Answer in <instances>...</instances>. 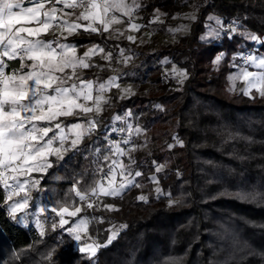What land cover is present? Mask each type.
Masks as SVG:
<instances>
[{
    "label": "trees",
    "instance_id": "obj_1",
    "mask_svg": "<svg viewBox=\"0 0 264 264\" xmlns=\"http://www.w3.org/2000/svg\"><path fill=\"white\" fill-rule=\"evenodd\" d=\"M176 3L152 0L147 8L169 12ZM213 14L223 23L241 21L240 29L264 39V0H202L190 32L155 54L179 62L187 73L183 84L173 88L154 63L148 69L150 88L113 100L104 112L107 121L131 112L149 131L154 147L138 154L136 168L144 172L136 183L141 187L128 188L117 200L118 210L109 213L127 227L98 251L97 264H264V197L237 196L264 193V97L230 91L229 79L238 54L250 49L264 56V44L256 48L240 29L232 38L223 34L203 42ZM104 41L87 32L67 39L77 47ZM12 64L18 68L19 61ZM178 131L186 132V144L170 148ZM98 162L84 151L68 155L40 174L30 205L39 199L52 206L70 200L75 180L82 179V189L91 185ZM154 163L166 166L159 179L169 196L157 197L150 184ZM142 193L147 202L137 199ZM170 198L178 203L170 207ZM4 199L0 187V264H92L62 229L47 228L41 237L32 226H20L8 215Z\"/></svg>",
    "mask_w": 264,
    "mask_h": 264
},
{
    "label": "snow or ice",
    "instance_id": "obj_2",
    "mask_svg": "<svg viewBox=\"0 0 264 264\" xmlns=\"http://www.w3.org/2000/svg\"><path fill=\"white\" fill-rule=\"evenodd\" d=\"M139 6L136 0L131 5L126 0H0V186L4 190L8 215L13 220L17 219L18 213L24 217L28 215L30 201L33 199L32 191L39 190L43 177L37 179L33 173L46 175L49 169L65 161L68 153L78 154L87 150L81 149L80 145L99 127L100 122L96 117L104 111V106L111 99L106 93L117 88L122 93L121 99L134 95L130 86L121 88L118 74L103 82L83 77L82 70L95 66L91 62L94 55L103 54L101 58L111 62V52L105 53L100 45L95 44L83 55H78L74 45L62 41L80 29L89 33L111 31L122 36L123 32L113 28V25L124 22L116 13L129 18L130 30H139L140 25L131 22L133 11ZM209 19H214L218 28H210L208 37L219 39L221 31L232 34L238 30L237 21L225 28L219 18ZM156 20H159V15ZM181 30L169 29L173 32ZM50 33L54 39H44ZM240 35L264 44V39L255 33L245 31ZM127 39L134 41L135 37L128 35ZM120 57L118 63L125 66L132 59L124 54L123 49L120 50ZM222 58L223 54L217 56L215 63L218 65ZM13 60L19 61V67L6 71L9 68L8 61ZM244 64L257 71L240 67L236 74L229 77L233 82L230 91L236 90L235 82L242 79L245 87L240 91L244 95L249 96L254 90L264 97V56L248 55L244 57ZM166 75L181 85L187 79V73L175 65ZM129 116L131 112L123 117L114 116L113 122L127 123ZM67 117L85 119L65 123L62 118ZM112 131L126 132L127 138L121 141L109 140L108 154L103 156L104 163L98 164L95 169L91 185L82 189V179L75 180L71 188L73 197L50 209L40 207L35 221L43 237L46 234L48 212L54 213L51 230L62 229L92 264H97L95 258L98 251L108 247L127 225H112L107 229V240L101 244L90 235L89 224L92 221L103 223V217L89 218L81 213L85 209L101 208L117 211L115 205L104 203L103 198L118 197L130 187H141L135 178L142 173H133L135 160L131 156L140 146L132 145L125 149L121 143L130 144L131 137L141 134L143 130L127 124L126 129L113 127ZM176 142L183 146L178 138ZM173 146L169 145L170 148ZM122 157H128L129 162L125 164ZM162 169L163 165H158L156 172ZM151 180L159 184L156 176H152ZM156 192L161 194V189L157 187ZM237 196L241 199H255L258 196L264 197V193H238ZM137 199L147 202V197L143 195ZM175 203L178 201L169 199L170 207ZM40 216L44 217L43 221ZM172 264L178 262L173 260Z\"/></svg>",
    "mask_w": 264,
    "mask_h": 264
},
{
    "label": "rangeland",
    "instance_id": "obj_3",
    "mask_svg": "<svg viewBox=\"0 0 264 264\" xmlns=\"http://www.w3.org/2000/svg\"><path fill=\"white\" fill-rule=\"evenodd\" d=\"M152 0H136V3L140 6L135 8L133 11V15L131 18V22H134L138 25H140L139 30H130L129 25V18L127 16H122L120 13H116L120 18L124 21L121 24L113 25L114 29H119L124 34L122 36H119L115 32H104V33H90L92 35L99 36L103 38L105 41L103 44L100 45L101 48L104 49L105 53L111 52L113 59L111 62L105 61L101 58L103 54H97L92 57V64L95 65L93 67H90L88 69L82 70V75L85 79H90L89 76H91V79L93 80H99L101 82L106 81L110 76L112 75H119L118 83L120 84L121 88L131 87L134 94L138 93L140 91H144L151 86V81L149 76L148 69L151 65L156 63L162 70L163 76L166 81H170L173 88H179L181 84L177 83L176 79H173L170 75H166L167 73L171 72V69L173 65H175L178 69L184 70V68L181 67L178 61H176L174 58L170 57H164L159 58L155 54L157 51L168 48L170 46L176 45L183 37H185L191 29L192 23L196 20L197 15L199 13L202 0H177V3L173 11H165L159 8H156L154 10H149L147 8V3ZM126 2L131 5L133 0H126ZM157 15H159V20H156ZM194 16V19H191L189 17ZM210 17H217V15L213 14L208 17V23L206 24V31L204 34L201 35L207 37L206 39H201L203 42H210L213 40H216V38L208 37L207 34L209 32V29H216L218 26L215 23L214 19H209ZM225 26V23H223ZM181 28L183 30L181 31H169V29H177ZM245 29H240V32H245ZM89 33V32H87ZM224 31H221L220 37L223 36ZM128 35H132L135 37L134 41H130L127 39ZM244 38V37H243ZM245 39V38H244ZM247 40V39H246ZM249 43L256 48H258L260 43H257L255 41L247 40ZM64 43H68L66 41H62ZM70 44V43H69ZM94 44L85 45L83 47H76L77 54L83 55L85 51L89 47H91ZM248 48V47H247ZM123 49L124 54L126 56H130L132 59L131 61L125 66L122 63H118L120 60V50ZM250 49H247V51H244L242 53H239L238 55L241 56V58L245 55H255L251 54L249 52ZM224 56V53H222ZM260 56V55H259ZM215 63V60H214ZM215 66L217 64L215 63ZM233 66V72L229 75L232 76L236 74L240 67H248L249 71H257L252 66L245 65L244 61L241 60L240 62H232ZM115 70V71H113ZM186 72V71H185ZM230 85L232 88L233 82L230 80ZM245 87V82L241 80H237L235 82V89L236 91H240ZM255 91L253 90L252 93ZM256 93V92H255ZM108 97H110L109 104H106L104 106V111L96 117L99 120V127L96 129V131L92 134L91 137L85 138L83 143L80 145L81 149H87V154H93L97 159H99L98 164L104 163L103 156L108 154L109 151V140L113 139H105L104 136H108V134H115V131H112V128H127V124H132V126L139 127L143 131L139 135H133L131 137V143L126 145L121 143V147L127 149L131 145H137L140 147H137V150L131 153L132 158L135 160V164L132 165V171L135 173L136 171H139L143 173L141 169L136 168L137 159L139 152H151L152 148L154 147V143L151 141L150 133L145 128L141 127L140 124L136 123V119L131 113V116L127 118V123L123 121H115L113 122L114 116H125L126 113L129 111H122L119 114H114L109 121L108 117L104 115V112L110 107L113 106L114 102L113 100L121 99L122 93L117 88H112L110 91L106 93ZM132 95L125 96L124 98L130 97ZM64 119L65 123H72V122H81L84 117H67L62 118ZM126 135L127 133L123 132ZM110 137V135H109ZM177 138L183 142V146L186 144L187 140V134L184 131H178L174 136L169 145H174L171 148L174 147H183L180 144L176 142ZM114 141H121L119 139H116ZM98 150V151H97ZM72 153H68L70 155ZM67 155V156H68ZM66 156V157H67ZM65 157V158H66ZM55 158H53L54 160ZM125 164L129 162L128 157H122ZM63 162V161H62ZM60 162L59 164H61ZM158 165H163L162 171L166 168L164 164H158L154 163L153 165V171L149 172V181L152 185L155 194L157 197L159 196H169V192L165 191L161 185L160 179H159V173L156 172V167ZM148 172V170H147ZM33 176L37 179L40 178V173H33ZM152 176H156L157 180L159 181V184L153 183L151 180ZM137 177L135 178V180ZM159 187L161 189V194H158L156 192V188ZM34 191V190H33ZM32 191V192H33ZM126 191V190H125ZM124 191V192H125ZM123 192V193H124ZM141 195L146 196V193H142ZM140 195V196H141ZM122 196V195H121ZM121 196L118 197H104V203L106 204H112L115 205L116 209L120 207V203L117 202L121 198ZM16 199V198H14ZM40 207H46L50 209L53 207L52 205H48L39 199L33 206L29 205L28 215L24 217L22 213L17 214V223L22 227H28L32 226L35 228L38 232L39 229H37L35 221L38 214V209ZM8 212V207H7ZM108 212V213H107ZM115 211H106L103 208L97 210V209H85L81 215H86L89 218L91 217H103V223H99L97 221H92L89 224V233L93 237H95L99 243L103 244L109 235L107 232V229L110 228L112 225H115L116 227H119L120 225H124L123 223L119 222L117 219H115L112 215ZM110 213V214H109ZM55 214L48 212V220L45 222V231L47 228H51L52 219L54 218ZM41 220H44L43 216H40ZM55 219H58V217H55ZM25 220L27 221V226H25Z\"/></svg>",
    "mask_w": 264,
    "mask_h": 264
},
{
    "label": "built area",
    "instance_id": "obj_4",
    "mask_svg": "<svg viewBox=\"0 0 264 264\" xmlns=\"http://www.w3.org/2000/svg\"><path fill=\"white\" fill-rule=\"evenodd\" d=\"M59 7V5H58ZM117 15V14H116ZM233 21H228L225 23V28H227V26L232 23ZM240 26H241V21H237V29L239 30L240 29ZM237 30V31H238ZM235 33H232V34H229L227 32L224 31V35L228 36L229 38H232V36L234 35ZM247 56V55H246ZM245 55L242 57V60L244 61V57H246ZM14 61V60H13ZM13 61H8V64H9V68L6 69V71H11L14 67H16L15 65L12 64ZM17 68V67H16ZM119 129V128H118ZM110 135V137H109ZM107 137V138H106ZM105 139H113V140H116V139H119V140H122V139H125L126 138V135L124 133H121V132H118V131H115V134H108V136H104ZM132 146V145H131ZM130 146V147H131ZM2 188V186H0ZM3 189V188H2Z\"/></svg>",
    "mask_w": 264,
    "mask_h": 264
},
{
    "label": "crops",
    "instance_id": "obj_5",
    "mask_svg": "<svg viewBox=\"0 0 264 264\" xmlns=\"http://www.w3.org/2000/svg\"><path fill=\"white\" fill-rule=\"evenodd\" d=\"M25 6H27V4L25 5ZM66 11H70V10H68V9H66ZM79 32H85V31H83V29H80L79 31H78V33ZM77 34V33H76ZM73 35H75V34H73ZM70 37V36H69ZM44 39H47V40H52V39H54V35L53 34H48L47 36H45L44 37ZM66 42H67V40H66ZM69 43V42H68ZM71 44V43H70ZM73 45V44H72ZM75 46V45H74ZM77 47V46H76ZM257 56H263V55H261V54H256ZM242 60V58H241V56L240 55H238V57L236 58V61L235 62H240ZM19 67V66H18Z\"/></svg>",
    "mask_w": 264,
    "mask_h": 264
}]
</instances>
